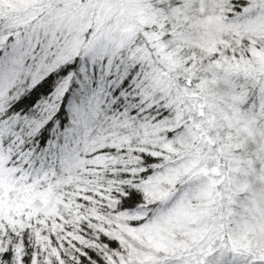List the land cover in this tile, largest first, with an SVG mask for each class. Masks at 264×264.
<instances>
[{
    "label": "snow or ice",
    "instance_id": "snow-or-ice-1",
    "mask_svg": "<svg viewBox=\"0 0 264 264\" xmlns=\"http://www.w3.org/2000/svg\"><path fill=\"white\" fill-rule=\"evenodd\" d=\"M0 264H264V0H0Z\"/></svg>",
    "mask_w": 264,
    "mask_h": 264
}]
</instances>
